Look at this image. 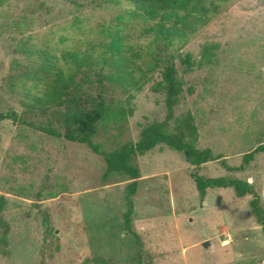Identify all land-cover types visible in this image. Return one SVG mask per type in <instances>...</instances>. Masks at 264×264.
<instances>
[{
    "label": "rangeland",
    "instance_id": "obj_1",
    "mask_svg": "<svg viewBox=\"0 0 264 264\" xmlns=\"http://www.w3.org/2000/svg\"><path fill=\"white\" fill-rule=\"evenodd\" d=\"M218 5L220 14L172 59L183 93L168 129L191 123L197 147L216 158L198 173L240 179L253 193L209 189L202 198L197 169L158 145L136 159L141 177L130 225L132 180L115 175L105 182L104 158L63 136L67 106L42 109L27 96L45 88L38 71L44 54L98 53L121 38L151 71L140 91L107 90L113 115L99 122L93 139L108 152L136 143L144 126L167 116L166 94L155 86L173 49L154 58L156 20L124 0H7L0 7V115L16 114L0 122L1 264H264L263 226L251 206L257 195L264 210V152L244 164L264 146V0ZM187 55L192 68L183 63ZM85 91L96 97L97 84ZM129 109L124 120L114 116Z\"/></svg>",
    "mask_w": 264,
    "mask_h": 264
},
{
    "label": "trees",
    "instance_id": "obj_2",
    "mask_svg": "<svg viewBox=\"0 0 264 264\" xmlns=\"http://www.w3.org/2000/svg\"><path fill=\"white\" fill-rule=\"evenodd\" d=\"M6 1L0 0V7ZM124 1L132 5L134 12L156 20V40L159 44V50L157 49V55L154 57L156 60L161 52L173 49V53L166 59L167 65L163 72V79L155 86L157 91H163L166 94L167 116L165 120L155 121L144 126L136 143L123 144L112 152L103 150L100 145L94 142L93 138L98 132L99 122L113 115L106 102L107 90L115 87H127L140 91L146 85L147 74L151 71L144 69L138 63L143 58L142 55L133 53L132 46L123 45L121 38H115L111 43L102 46L98 53L96 51H87L81 54L69 53L61 58L51 53L44 54L38 71L44 75L45 88L41 94H29L27 98L31 97L35 106L42 109L66 105L70 127L63 135L65 139L85 144L95 154L104 158L106 170L103 180L105 182L115 175L126 176L132 180L127 189L129 206L125 216L127 225H130L134 212L132 196L137 193L138 180L141 177L136 159L158 145H167L182 153L187 162L197 169L193 178L202 198L206 196L209 189L234 188L239 197L253 193L250 184L240 179L211 178L198 173L203 165L216 158L211 149L197 147L198 132L191 123L181 124L176 132H170L168 129L169 123L175 117V107L179 104L183 93L172 59L181 48L189 44L191 37L197 35L220 14L218 4L227 3L229 0ZM160 43H165L166 46L163 48ZM147 54L150 56L151 52ZM204 57L207 58V63L212 60L210 47H206ZM60 60L64 61L65 67L59 66ZM183 63L189 68L195 66L191 55H187ZM78 77L81 78L78 79ZM95 83L98 89L97 96L87 95L86 88L91 89ZM132 114L133 110L129 109L128 111L122 110L114 116L124 120ZM5 119H16V114H1L0 122ZM42 130L52 136H62L52 129ZM263 152L264 146H259L253 152L245 155L244 164H250L256 154ZM251 206L264 231V210L257 195L251 201ZM3 242H6V237H3Z\"/></svg>",
    "mask_w": 264,
    "mask_h": 264
},
{
    "label": "water",
    "instance_id": "obj_3",
    "mask_svg": "<svg viewBox=\"0 0 264 264\" xmlns=\"http://www.w3.org/2000/svg\"><path fill=\"white\" fill-rule=\"evenodd\" d=\"M210 245H211V241H210V240L205 241V242L202 243V246H203L204 248H208Z\"/></svg>",
    "mask_w": 264,
    "mask_h": 264
}]
</instances>
